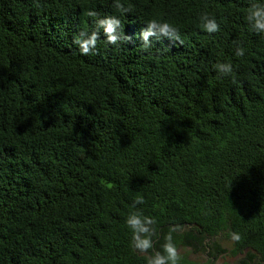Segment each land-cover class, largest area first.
Masks as SVG:
<instances>
[{
	"label": "trees",
	"instance_id": "obj_1",
	"mask_svg": "<svg viewBox=\"0 0 264 264\" xmlns=\"http://www.w3.org/2000/svg\"><path fill=\"white\" fill-rule=\"evenodd\" d=\"M121 2L132 11L0 0V264H144L124 223L136 196L160 225L155 248L172 224L195 253H221L231 231L230 254L264 264V37L244 23L247 0ZM205 10L219 32L199 28ZM89 11L117 15L132 42L101 32L82 55L73 38L95 30ZM149 19L183 44L145 50ZM225 61L234 71L220 78L212 66Z\"/></svg>",
	"mask_w": 264,
	"mask_h": 264
},
{
	"label": "clouds",
	"instance_id": "obj_2",
	"mask_svg": "<svg viewBox=\"0 0 264 264\" xmlns=\"http://www.w3.org/2000/svg\"><path fill=\"white\" fill-rule=\"evenodd\" d=\"M115 9L122 15L132 11L121 2L113 0ZM89 17L93 18L95 30L89 32L82 30L73 38V43L78 47L82 55L94 54L97 49V41L100 33H103L107 45L116 46L122 43H131L132 35L123 31L121 20L117 15L100 16L95 11L88 12ZM244 23L248 30L256 35L264 37V0H247V10L244 14ZM198 26L208 34L220 31V23L216 15L208 11H201L198 15ZM160 37L176 41L183 44L180 37V29L166 20L149 19L144 22V26L138 33V38L142 42V47L147 50L153 44V39ZM243 42H236L234 55L243 57L245 55ZM213 70L218 77H230L234 68L230 61L216 62L213 64ZM142 196H136L131 205L134 211H130L125 217L124 223L131 234L130 248L134 253L142 254L144 264H189L186 258L180 253L174 240V233L181 230L179 225L172 224L163 236L160 247L155 248V241L160 238V225L156 217L145 215L143 211L136 208L137 205L144 204ZM228 238L233 242H239L241 236L236 232H229Z\"/></svg>",
	"mask_w": 264,
	"mask_h": 264
},
{
	"label": "flooded vegetation",
	"instance_id": "obj_3",
	"mask_svg": "<svg viewBox=\"0 0 264 264\" xmlns=\"http://www.w3.org/2000/svg\"><path fill=\"white\" fill-rule=\"evenodd\" d=\"M209 240L207 239L205 243H207ZM180 253L183 255L187 251H189L188 256L190 259L193 260L192 257L198 256L201 254V252L195 253L192 249H184L179 248ZM205 260L204 262H200L201 264H259V259L255 258L254 260L250 261L251 259L248 257V250L245 249L242 253H239L238 255L234 256L237 258V260H233V257L230 255H225L222 253H218L217 250L214 248H206L204 251ZM225 259H223L224 257ZM232 258V259H231ZM249 258V259H248Z\"/></svg>",
	"mask_w": 264,
	"mask_h": 264
},
{
	"label": "rangeland",
	"instance_id": "obj_4",
	"mask_svg": "<svg viewBox=\"0 0 264 264\" xmlns=\"http://www.w3.org/2000/svg\"><path fill=\"white\" fill-rule=\"evenodd\" d=\"M220 246H221V248H219V250H221L222 254L230 255L231 257H233L230 254V251H231V248H232V241L231 240H229V239L220 240ZM192 258H193L194 261L204 262V260H205L204 251L201 252L200 255L192 257ZM223 259H225V257ZM235 259L237 260V258L233 257V260H235Z\"/></svg>",
	"mask_w": 264,
	"mask_h": 264
}]
</instances>
